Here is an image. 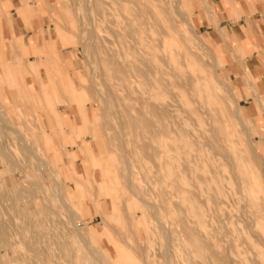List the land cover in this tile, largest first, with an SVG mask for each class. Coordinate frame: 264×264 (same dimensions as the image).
I'll return each mask as SVG.
<instances>
[{"label":"rangeland","instance_id":"rangeland-1","mask_svg":"<svg viewBox=\"0 0 264 264\" xmlns=\"http://www.w3.org/2000/svg\"><path fill=\"white\" fill-rule=\"evenodd\" d=\"M192 1L155 3L191 30L187 44L202 70L135 0L51 1L55 54L45 56L58 57L65 74L48 59L39 76L30 58H20L18 41H4L0 264H219L218 255L227 264H264V228L251 219L231 162L208 140L220 106L190 90L186 78L218 79L223 105L248 127L238 129L237 146L263 181L264 144L224 73L221 47L196 24ZM143 112L160 148L127 124ZM72 113L78 123L69 125ZM167 154L175 156L170 163ZM187 228L202 242L212 237L213 246L203 255L191 250Z\"/></svg>","mask_w":264,"mask_h":264},{"label":"crops","instance_id":"crops-1","mask_svg":"<svg viewBox=\"0 0 264 264\" xmlns=\"http://www.w3.org/2000/svg\"><path fill=\"white\" fill-rule=\"evenodd\" d=\"M52 0H0V60L3 43L15 39L23 52L21 59L55 54L54 27L48 22ZM193 13L207 40L219 45L224 56V73L239 95V102L256 122L264 144V0H193ZM58 57L31 61L30 66L48 71L45 63L65 74ZM49 59V60H48ZM44 61V63H41ZM76 61L72 60L74 71ZM70 66L66 68L69 70ZM2 73L0 72V75ZM77 122L72 113L67 124ZM70 133V132H69Z\"/></svg>","mask_w":264,"mask_h":264},{"label":"bare ground","instance_id":"bare-ground-1","mask_svg":"<svg viewBox=\"0 0 264 264\" xmlns=\"http://www.w3.org/2000/svg\"><path fill=\"white\" fill-rule=\"evenodd\" d=\"M135 1L139 2L141 11L143 13H146V12L150 13L151 15H153L155 17L154 20H157L158 22L162 23V25L164 26V29L166 30L169 38L172 39L173 41H175V44H176L175 46H178V49L183 51L186 54V56L191 57V59H190L191 65H194L201 70L204 69L205 65L203 63L202 57L199 58L198 54L195 53L196 51H193V49L187 44V40L190 37H192L191 30L189 28L176 25L175 21L173 20V17L168 16V13L165 12V10L161 9L155 3V0H135ZM151 15H150V17H151ZM154 20H153V22H154ZM158 22H156V25L158 24ZM142 23H144V22L142 21ZM142 23H141V25H142ZM176 56H179V54H178L176 48L175 49L172 48L171 59L176 60ZM213 58H214V56H213ZM137 59H139V58H137ZM133 65L134 64H132V66H131V69H130L131 71H132ZM134 69L138 72L139 76H142V77L146 76L145 70H143V68L139 67L138 65H134ZM151 75H153V74H151ZM186 79L189 82V85H190L189 87H191L190 90H193V92L195 94L200 96L202 94V92H207L208 96L212 97L214 99V101L220 106L218 110L216 109L217 114H213V116H212L213 127L210 130V133L208 134V140H210L213 143V146H214L213 149H215L214 151H216L218 154L224 153V155H226L228 160L231 162V164H232L231 167H233V171H234L236 177L238 178V180L240 182L241 191L244 193V196L246 197V200H247V203L249 206L250 217L254 221V224L256 227L260 226V227L264 228V202H262V199H263L262 195H264V181L261 178V176L257 173V170H255L253 168V166L251 165L252 163H249L247 161V159L245 158V156L243 155L241 150L238 148L236 140L234 139L239 128L241 129L242 132H244L246 128L248 129V127L244 125V123L241 121V119L239 122L237 121L239 119H235L238 116L237 115L238 112L236 114V117L234 118L231 116V114L227 110V108L223 105L222 99L218 93V90H219V85H217L218 79H216V78L211 79V77L206 76L205 74L199 75V76H192V77L188 76ZM148 90L150 91V89H148ZM144 91H145V89H144ZM164 91H166V90H164ZM146 93H147V91H146ZM149 98H151V96H149ZM153 101L154 100H152V102ZM154 103H156V102L154 101ZM235 103L238 104V102H235ZM238 106H239V104H238ZM163 108H165V107L163 106ZM170 108H171V106H170ZM146 110L148 111V108ZM150 114H152V113H150ZM127 124L129 125V127L139 128L141 130L140 131L141 134H143V135L145 134V132H147L149 134V136H151L152 140L158 144L157 147H159V148L161 147V141L158 139L157 134H152L153 132H151V130H150V127L152 125L150 124L149 120L146 118L144 112L141 114V117L139 120L134 119L130 116L129 120L127 121ZM178 134H179L180 138H182V139L187 138V140H188V137H187L186 132L184 130L178 132ZM205 139H207V138H205ZM187 145L189 147L190 143L188 142ZM123 151H124V153H126L125 150H123ZM176 151L178 152V149H176ZM184 151H185V154L188 155L189 152H188V150H186V147H185ZM213 153H215V152H213ZM167 155L169 158L168 163H170L171 161H173L175 159V156L170 155V154H167ZM126 157H124V159H126ZM188 168H191V166L189 165ZM169 174L174 179V176H175L174 168L173 169L171 168L169 170ZM219 174H220V178L222 179L223 178L222 173L219 172ZM189 197L190 196L188 194H186L184 199L189 200ZM223 203H224L223 196L220 193V190H218L216 198H215V205H216V209L219 210L218 212H220L223 209L222 208ZM186 233H187L189 241H190L189 242L190 249L193 251H197L198 253L203 255L207 252L209 245L213 246L210 243L212 237H210L208 241L202 242L199 240L197 234L192 229L187 228ZM234 233H238L237 228L234 230ZM216 246H217V244H216ZM216 253H218V252H216ZM222 256L221 257H219V255H218V257L215 256L214 262L219 263V264H227V262H228V259L226 258L227 256H225V258H223ZM226 259H227V261H226Z\"/></svg>","mask_w":264,"mask_h":264}]
</instances>
